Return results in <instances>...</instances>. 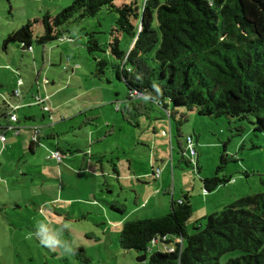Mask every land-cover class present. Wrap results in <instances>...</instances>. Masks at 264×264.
Listing matches in <instances>:
<instances>
[{"label": "rangeland", "instance_id": "374dc122", "mask_svg": "<svg viewBox=\"0 0 264 264\" xmlns=\"http://www.w3.org/2000/svg\"><path fill=\"white\" fill-rule=\"evenodd\" d=\"M73 1L0 0V135L7 140L0 146V264H84V256L92 264H138V251L120 247L124 222L168 214L172 202L189 194L191 230L234 201L264 191V130H256V117L214 119L189 112L180 123V116L169 123L157 107L148 112L140 98L127 100L125 84L110 70L97 76L85 32H98L107 44L116 13L104 9L94 18L73 19L64 27L67 36L34 43V51L17 42L4 47L8 35L29 21H38L33 31L43 34L44 16ZM14 89L31 101L17 114L20 135L3 115L8 107L1 96L10 99ZM47 94L54 122L61 120L59 135L45 136L32 156L24 146L32 133L24 114H35L37 123L42 110L35 97ZM189 136L194 156L186 153ZM58 146L67 161L54 156ZM67 163L72 171L61 176ZM212 177L231 179L207 193L204 180ZM239 255L227 254L221 263Z\"/></svg>", "mask_w": 264, "mask_h": 264}, {"label": "trees", "instance_id": "16d2710c", "mask_svg": "<svg viewBox=\"0 0 264 264\" xmlns=\"http://www.w3.org/2000/svg\"><path fill=\"white\" fill-rule=\"evenodd\" d=\"M104 9L118 16L110 41L103 45L98 32L85 29L87 49L97 76L110 70L125 84L127 100L140 98L148 112L157 107L169 123L178 116L180 123L189 112L214 119L253 116L256 130H264V0H74L57 15L44 16L43 34L33 31L38 21H29L8 35L4 47L45 45L67 36L69 21L94 18ZM17 124L22 129L19 117ZM34 127L29 153L41 144V129L32 141ZM230 179L207 178L204 191ZM192 214L190 195L184 194L168 214L124 222L120 247L138 251V264H222L234 252L240 255L225 264H264V191L189 230ZM83 263L92 264L86 256Z\"/></svg>", "mask_w": 264, "mask_h": 264}, {"label": "crops", "instance_id": "0c3cea01", "mask_svg": "<svg viewBox=\"0 0 264 264\" xmlns=\"http://www.w3.org/2000/svg\"><path fill=\"white\" fill-rule=\"evenodd\" d=\"M23 48V50H26V51H28L27 49H25L24 47H22ZM33 51H34V49H33ZM30 52V51H29ZM38 79V78H37ZM37 79H36V81H37ZM24 81V80H23ZM45 81H47V84L48 83H50V81L49 80H45ZM52 84H54V83H52ZM23 86H25V83H24V85ZM23 86H21V87H19V88H22ZM17 87H18V85H17ZM14 90H17V89H14ZM20 91V90H19ZM32 91V90H31ZM14 92V91H13ZM13 92L10 94V99H6L5 98V96L3 95V96H1L2 97V99H3V103L5 104V105H7V107H8V113H6V114H3V115H6L7 116V118H8V116H9V114L12 112V111H14L16 114H18V112H19V109L20 110H23V109H25L26 107H28L30 104H31V101L29 100V98H30V96L29 95H26L24 92H21L20 91V93H21V96L19 97V98H17V97H15L14 96V94H13ZM32 96H33V94H32ZM46 96H48V97H50V95H46ZM35 105V104H34ZM36 105H38L37 103H36ZM39 106H41V110H42V114H41V116H42V118L41 119H38V122L36 123L35 122V124L33 123L34 121H36V118H37V116L35 115V114H24V116L26 117V119L27 120H31L30 121V123H27L26 125L27 126H30V128L31 127H34V126H36V127H39V129H41L42 130V134H41V137H40V143L42 144L43 142H42V139L43 138H45V136H47V137H49V138H53V137H55L54 135H59V131H58V128H55L56 126H57V124H59L60 122H61V120H60V122H54V115L52 114V112H51V110L49 109V111H45L44 109H43V105H39ZM46 106H48L47 105V103H46ZM139 106V105H138ZM137 106V107H138ZM140 106H142L141 104H140ZM51 108V107H50ZM53 110V109H52ZM46 114H49V120L47 121L46 120ZM6 118V117H5ZM33 121V122H32ZM0 122H1V120H0ZM28 124H30V125H28ZM0 128H2V125L0 126ZM180 133V132H179ZM21 134V132L19 133V134H17V135H20ZM46 134V135H45ZM1 136V135H0ZM7 140H5L4 142H6ZM1 142H3V141H1L0 140V146H2V143ZM4 144V143H3ZM29 145H30V136L28 137V139H27V143H26V140L24 141V146L29 150ZM58 148L59 149H61L59 146H58ZM56 151H57V149H56ZM63 154V158H64V161L66 160L67 161V158H68V155L67 154H65V152H63V150L61 149L60 150ZM79 151V150H78ZM37 153V149H34V151L32 152V156H34L35 154ZM3 154H4V152H3ZM63 164V163H62ZM128 173H130L129 174V176L132 174L131 172H133L132 171V163L131 162H129V165H128ZM60 169H61V176H63V174L64 173H66V172H71L72 171V167H71V165L70 164H65V165H63V166H61L60 167ZM116 173V175L118 176V177H120V171L118 170V171H116L115 172ZM152 173H153V171H152ZM151 173V174H152ZM148 175H149V173H148ZM154 177V176H153ZM120 180V179H119ZM156 180V179H155ZM55 185H56V183H55ZM165 186H163L162 187V189L164 188ZM181 198H179L178 200H180ZM147 205V204H146ZM161 216V215H160Z\"/></svg>", "mask_w": 264, "mask_h": 264}, {"label": "built area", "instance_id": "2783aa9c", "mask_svg": "<svg viewBox=\"0 0 264 264\" xmlns=\"http://www.w3.org/2000/svg\"><path fill=\"white\" fill-rule=\"evenodd\" d=\"M24 48L27 49L26 47H24ZM27 50L28 51H32L33 48L30 47ZM45 83H47V81H45ZM17 85H18V87H21V86L24 85V81H23L22 78H18L17 79ZM13 94L17 98H19L21 96V93H20V91L18 89L17 90H14ZM48 99H49L48 96L42 97V96L38 95V96L35 97V102L38 105H44L43 106V109L45 111H49L50 108L45 105V103L48 101ZM8 118H9V121L11 123V126H9V129H11L12 131H14L16 134H19L20 131H21V127L17 124L18 123V115L14 111H12L9 114ZM33 129H34L35 132H34V134L32 136V141H37L38 134H39L40 130H39V127H34ZM0 140L4 142L6 140L5 139V136L4 135H1L0 136ZM186 141H187V144H188V147L186 148V150H189V152H187V153H190L191 156H194L195 153H196V151L193 148V138L192 137H187ZM54 156L57 157V158H60L61 157V153L59 151H56L54 153Z\"/></svg>", "mask_w": 264, "mask_h": 264}, {"label": "clouds", "instance_id": "9594fccd", "mask_svg": "<svg viewBox=\"0 0 264 264\" xmlns=\"http://www.w3.org/2000/svg\"><path fill=\"white\" fill-rule=\"evenodd\" d=\"M187 153V152H186Z\"/></svg>", "mask_w": 264, "mask_h": 264}]
</instances>
